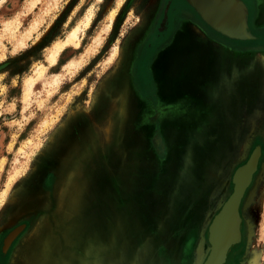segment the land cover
I'll list each match as a JSON object with an SVG mask.
<instances>
[{
    "label": "rangeland",
    "instance_id": "obj_1",
    "mask_svg": "<svg viewBox=\"0 0 264 264\" xmlns=\"http://www.w3.org/2000/svg\"><path fill=\"white\" fill-rule=\"evenodd\" d=\"M159 2L0 0V197L6 192L0 202V235L32 210L24 208L23 191L35 183L49 146L62 134L63 139L68 135L77 141L82 136L78 121L85 119L95 125L96 108L103 115L102 101L107 88L115 90L127 51L142 43L130 38L149 28ZM76 27H80L79 45L66 47L56 64H49L51 48L66 40ZM228 44L245 51L244 78L233 84L236 72L232 69L201 66L187 76L167 79L166 84L182 83L188 88L169 94L175 99V109L172 115L169 110L162 115L187 122L196 117L202 103L212 111H218L219 106L231 117V112L237 115V101L245 95V134L240 125L239 136L236 127V136L222 143L223 153L219 144L213 153L202 155L200 149L170 147L168 135L149 138L148 151L140 132L134 131L141 135L127 143L103 132V145L130 147L133 152L112 155L111 169L104 170L101 159L95 166L91 162L85 176L77 175L85 196L83 207L64 216L59 229L39 248L40 260L33 264H203L208 223L232 192L234 170L256 147L261 151L257 171L240 205L241 241L228 251L224 264H264V42L262 48L254 42ZM215 62L213 59L208 65L214 67ZM71 64L73 68H69ZM40 66L44 75L37 79L27 100L24 84L28 78L36 79ZM157 67L155 62V71ZM53 79L60 84H53ZM205 91L209 96L200 95ZM106 104L110 110L115 105L111 101ZM125 112L124 108L121 113ZM123 123L125 132L128 129ZM112 129L117 132L114 122ZM164 130L166 133L167 128ZM190 140L194 139L183 138L178 143L187 146ZM76 163L84 164L82 160ZM14 169L21 173L7 189ZM249 173L251 170L244 181L249 180ZM99 177L117 181V190L110 191L107 183L98 182ZM53 180L46 169L36 184L40 181L54 188V193L59 186L55 187ZM42 215L18 244L11 264H29L30 244L43 232ZM160 218L166 219L164 233L156 227ZM231 222L233 219L230 230Z\"/></svg>",
    "mask_w": 264,
    "mask_h": 264
},
{
    "label": "crops",
    "instance_id": "obj_2",
    "mask_svg": "<svg viewBox=\"0 0 264 264\" xmlns=\"http://www.w3.org/2000/svg\"><path fill=\"white\" fill-rule=\"evenodd\" d=\"M257 1L261 3L264 2V0ZM261 26H264V7L258 10V14L254 20V27L261 28ZM229 42H231L230 39L224 40L217 36L207 34L204 29L196 23L182 20L181 25L176 29L170 41L159 50L150 63L148 76L151 86L145 88L141 87V89L133 87V93L138 99L137 107L135 111L132 108L130 112H125V114L121 113L119 116V121L121 123L125 122L126 129L128 130L119 132L120 125L110 116L111 110L108 108V104H106L109 101L108 94L113 89V87L110 86L107 88L105 98L102 101V106L104 107L103 115L102 112L97 114V110H95V125L90 124L89 121L84 119L86 126H88L93 133L95 144L88 147L84 146L83 149H77L78 155L81 156L84 164L82 166H77L75 162L67 163L65 176L63 175L64 177L62 176L60 181H57L55 184V187L59 186V189L55 190L44 208L46 210L53 208V212L58 217L61 215H63V217L65 215L71 216L76 208L79 209V206L83 207V202L85 200V196L82 193L83 191L79 188L81 181L77 180V175L85 176L86 170L89 168L90 164H93L91 162L93 161L95 166L97 161H102L101 159H103V163L100 164L101 166L103 164L102 168H106L104 170H108L107 168L111 169L112 155L117 157V154L124 150L133 152L130 147L124 149V147L120 145H103L102 138L104 136L111 139L114 138L117 142L123 141L127 143L129 138H139L138 135L142 134V137L146 139V150L149 151V138L153 136L164 138L168 135L171 143L170 147H177L180 150L188 147V151L191 149H200V151H198L199 153L207 155L213 153L215 148L220 145L222 146L220 152L223 153L224 148L222 143L229 137L236 136V127L238 129L237 135L239 136L240 125L242 127V134L244 135L245 95L241 102L240 100L237 101V115L235 112H231V117L223 114L219 106L218 111H212L208 108L207 104L204 106L202 103H200L196 117L190 121L186 122L183 120L181 122H175L172 121L171 118L167 119L163 116L168 110L171 112L170 115H172L173 109H175L172 107V105L175 106V99L168 97L169 94L171 95L176 91L181 92L188 88H185L182 83L166 84L165 82L167 79L173 80L180 76H187L193 69L197 70L201 66H208L217 70L226 68L230 71L232 69L236 72L234 78L231 80L233 84H238L241 78H244L246 66L245 58L242 55H244L245 51L240 48H231L228 44ZM213 59L216 60L214 67L208 65L211 64L209 61ZM155 62H158L156 71L154 70ZM221 65H223V67H221ZM153 70L154 73L152 72ZM201 94L209 96L207 91H205V93H200V95ZM151 100L155 102L154 106H152ZM196 105L198 106L197 103ZM114 106L116 107L117 105ZM164 121H166V124L163 125L162 122ZM113 122L116 124L118 133L114 132L112 129ZM160 122L162 125H160ZM165 128H167L168 131H166V133L164 132ZM134 131L140 132L141 134L137 135ZM183 138H191L194 140L187 142L186 146L184 142L178 143V141ZM227 152L229 151L227 150ZM98 170L101 175L102 171L100 169ZM84 178L85 180L87 179L86 177ZM97 180H99L98 182L107 183V185L110 186V191L117 190V181L113 182L112 179H110V181L103 180V178L100 177ZM23 194L31 200L41 199L39 193L34 190L33 186L25 188ZM147 195L149 197V194ZM163 218H165L164 215ZM163 218H160L156 226L161 230V233L166 232V219ZM47 241L48 238L44 237L33 243L37 253V260H40L38 250L41 248V244Z\"/></svg>",
    "mask_w": 264,
    "mask_h": 264
},
{
    "label": "flooded vegetation",
    "instance_id": "obj_3",
    "mask_svg": "<svg viewBox=\"0 0 264 264\" xmlns=\"http://www.w3.org/2000/svg\"><path fill=\"white\" fill-rule=\"evenodd\" d=\"M240 1L247 7L248 32L254 37V39L245 41H230L239 43L254 42L258 44V47L262 48V43L264 42V26H261V28L254 27V20L258 14V10L261 7H264V2L261 3L257 0ZM159 3L160 4H158L156 8L149 28H147L146 31H137L130 38L131 41L140 40L142 43L137 45L135 50L130 49V51H127V61L120 70V74L122 73V76H119V74L116 76L115 90H112L108 94L109 101L117 105L116 107H112L111 117L114 121L120 123L119 131L122 130V132H124L125 127L124 123L121 124L119 121L121 111L124 112L125 108L128 113L133 107L136 109L138 104V99L133 93V87L141 89V87L145 88L151 85L148 77L146 79L150 63L153 61V58L157 55L159 50H161V48H163L164 45L170 41L176 29L181 25L182 20H187L200 25L207 34L228 40L206 25L187 0H160ZM127 73L128 76L126 75ZM122 105L126 106L122 108ZM96 110L97 114H99L100 110H98V108H96ZM78 126L82 136L77 141H73L68 137V135L63 139L64 136L62 134L59 136V139L55 140L54 143L49 146L45 160L40 166L41 169L34 177L35 183H33V185L30 184V186H33L34 190L39 193L41 199L31 200L26 197V200L23 202L25 205L24 208L30 207L32 210H30L29 213L24 214L17 224L0 235V264L12 263L14 253L18 249V244L25 237V233H28L30 229H33L41 213L43 214L42 216L44 221L42 228L43 232L41 233L39 239L44 237L48 238L52 231L59 229V223H62V219H64L63 215L58 217L53 212V208H50L49 210L44 208L48 199H51L54 188L45 187L40 181L39 185H37L36 180L39 178V174L41 175L43 170L47 169L49 170L50 176L54 178L53 181H56L57 183V181H60L62 176L66 173L68 162L76 163L77 161L82 160L81 156L78 155L77 149H83L84 146L88 147L95 144L93 133L90 128L86 126V122L80 119L78 121ZM75 144L78 145L77 148H75ZM73 147L75 148L74 151ZM37 186H39V189L42 191H46L44 193L47 194H43ZM33 243L34 242L30 244L28 249L29 264H33L35 259L37 260V253ZM41 245L43 246V244Z\"/></svg>",
    "mask_w": 264,
    "mask_h": 264
},
{
    "label": "water",
    "instance_id": "obj_4",
    "mask_svg": "<svg viewBox=\"0 0 264 264\" xmlns=\"http://www.w3.org/2000/svg\"><path fill=\"white\" fill-rule=\"evenodd\" d=\"M195 9L203 22L223 37L245 41L254 39L248 32L247 7L240 0H187ZM258 155L255 160L256 151ZM261 155L259 147H256L246 162L237 167L231 177L232 192L219 206L218 211L212 217L207 227V255L203 264H224L228 251L241 241L240 205L242 199L251 185L253 176L257 171L258 161ZM250 164H252V169ZM251 170L249 180L243 184V191L239 199L236 197V178L244 172ZM231 217L234 218L233 231L229 224Z\"/></svg>",
    "mask_w": 264,
    "mask_h": 264
},
{
    "label": "bare ground",
    "instance_id": "obj_5",
    "mask_svg": "<svg viewBox=\"0 0 264 264\" xmlns=\"http://www.w3.org/2000/svg\"><path fill=\"white\" fill-rule=\"evenodd\" d=\"M114 14V13H113ZM92 19V18H91ZM112 19V18H111ZM88 23H89V18H88V20H87V22H85V24L84 25H88ZM85 26V27H86ZM89 26V25H88ZM84 27V28H85ZM82 28V27H81ZM79 32H80V27H76V28H74V30L73 31H71L70 32V34L68 35V37H67V39L66 40H64L63 42H59V43H57L55 46H53V48H51L52 50H51V52L49 53V56H48V62H49V64H51V65H54V64H56V62H57V59H58V57H59V55L65 50V48L66 47H68V46H70V45H75V47H77L78 45H79ZM24 43H25V41H24ZM23 43V44H24ZM114 55V54H113ZM74 67V65H70L69 66V68H73ZM68 69V68H67ZM69 70V69H68ZM44 72H45V69H44V67L43 66H40L39 68H38V70H37V77H36V79L35 78H28L27 80H26V83L24 84V85H26V86H24V90L26 91V92H24V93H26V99L27 100H29V97H30V94H31V91H32V88H33V86H34V84H36V81H37V79H39V78H41V77H43V75H44ZM57 78V77H56ZM55 78V79H56ZM62 80V79H61ZM53 82H55L54 81V79H53ZM52 82V83H53ZM60 82V80H56V82L55 83H53V84H55V85H58V84H60L59 83ZM52 86V85H51ZM24 99H25V97H24ZM26 100V101H27ZM28 102V101H27ZM23 153H24V151H22ZM21 152V153H22ZM258 150L256 151V155H255V157H253L252 159L253 160H255L256 158H257V155H258ZM250 166H251V169H252V164H250ZM19 170L18 169H14V171H13V173L10 175V178H9V182H8V184L6 185V187H7V189L10 187V185H11V182L12 181H14V179L16 178V176H18L19 175ZM248 172V171H247ZM247 172H244L242 175H240L239 177H237L236 178V180L235 181H237L236 182V185H237V187H236V197H237V199H239L240 198V196H241V194H242V191H243V189H242V187H243V184L244 183H246L248 180H246L245 179V181H244V178H245V175L247 174ZM21 173V172H20ZM250 174V173H249ZM4 191H6V190H4ZM8 191V190H7ZM4 193V192H3ZM6 193V192H5ZM5 193L3 194V195H1V197H0V202H1V200H3L4 199V196H5ZM222 205V204H221ZM231 219H233V222H231V231H233V223L235 224V220H234V218L232 217ZM206 224V223H205ZM205 255V254H204ZM202 259V258H201Z\"/></svg>",
    "mask_w": 264,
    "mask_h": 264
}]
</instances>
